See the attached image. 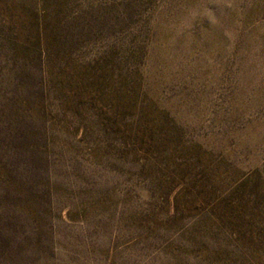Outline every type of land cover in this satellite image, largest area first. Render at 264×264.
<instances>
[{"label": "rangeland", "instance_id": "374dc122", "mask_svg": "<svg viewBox=\"0 0 264 264\" xmlns=\"http://www.w3.org/2000/svg\"><path fill=\"white\" fill-rule=\"evenodd\" d=\"M0 264H264V0H0Z\"/></svg>", "mask_w": 264, "mask_h": 264}]
</instances>
